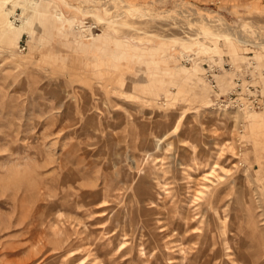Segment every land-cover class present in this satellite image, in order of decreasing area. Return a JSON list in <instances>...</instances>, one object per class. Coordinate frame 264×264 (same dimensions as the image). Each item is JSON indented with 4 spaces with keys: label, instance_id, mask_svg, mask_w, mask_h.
<instances>
[{
    "label": "rangeland",
    "instance_id": "1",
    "mask_svg": "<svg viewBox=\"0 0 264 264\" xmlns=\"http://www.w3.org/2000/svg\"><path fill=\"white\" fill-rule=\"evenodd\" d=\"M235 79L264 94V0H0V264H264Z\"/></svg>",
    "mask_w": 264,
    "mask_h": 264
},
{
    "label": "built area",
    "instance_id": "2",
    "mask_svg": "<svg viewBox=\"0 0 264 264\" xmlns=\"http://www.w3.org/2000/svg\"><path fill=\"white\" fill-rule=\"evenodd\" d=\"M187 63V62H186ZM223 70H226L225 68L231 69V65H226L225 63L222 66ZM217 71H220V68H212L207 65L206 69V79L210 83V86L212 89L217 90V84L215 82L214 77L216 76L215 73ZM246 79V82L248 83L249 78ZM235 88L232 90L230 95H235L237 99L243 100L241 102L242 106H248L252 108H264V94L262 93V90L256 87H252L251 85L243 86V82L241 79H235ZM234 104V103H233ZM235 106L240 107V103L236 102L234 104ZM245 105V106H244Z\"/></svg>",
    "mask_w": 264,
    "mask_h": 264
},
{
    "label": "bare ground",
    "instance_id": "3",
    "mask_svg": "<svg viewBox=\"0 0 264 264\" xmlns=\"http://www.w3.org/2000/svg\"><path fill=\"white\" fill-rule=\"evenodd\" d=\"M25 5H26V4H25ZM23 26H24V25L20 26L19 28H15L14 25H13V23H9V24H8V28H9V29H7V30H15V31L17 32V31H19L20 29H22ZM226 28H227V27H226ZM225 32H226V31H225ZM214 35H216V34H214ZM217 36H219V35H217ZM226 36H227V35H226ZM235 41H236L237 43H239V44H240V43L243 44V42H242L241 40H239V38H235Z\"/></svg>",
    "mask_w": 264,
    "mask_h": 264
}]
</instances>
